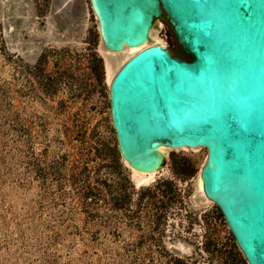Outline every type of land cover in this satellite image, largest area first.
Here are the masks:
<instances>
[{
  "label": "rangeland",
  "instance_id": "1",
  "mask_svg": "<svg viewBox=\"0 0 264 264\" xmlns=\"http://www.w3.org/2000/svg\"><path fill=\"white\" fill-rule=\"evenodd\" d=\"M59 6L0 0V264H247L216 205L194 198L205 148L169 150L139 185L123 161L94 160L97 141L116 147L105 62L122 55L107 54L89 0L68 3L72 22ZM151 43L180 53L165 19ZM183 158L190 177L174 172Z\"/></svg>",
  "mask_w": 264,
  "mask_h": 264
},
{
  "label": "water",
  "instance_id": "2",
  "mask_svg": "<svg viewBox=\"0 0 264 264\" xmlns=\"http://www.w3.org/2000/svg\"><path fill=\"white\" fill-rule=\"evenodd\" d=\"M70 1L58 0L57 9L68 22L78 13ZM89 4L109 56L144 45L163 19L180 52L151 43L111 78L109 114L122 161L159 172L169 150L205 148L197 205H216L246 263L264 264V0Z\"/></svg>",
  "mask_w": 264,
  "mask_h": 264
},
{
  "label": "trees",
  "instance_id": "3",
  "mask_svg": "<svg viewBox=\"0 0 264 264\" xmlns=\"http://www.w3.org/2000/svg\"><path fill=\"white\" fill-rule=\"evenodd\" d=\"M93 44L96 45L95 40H93ZM93 48H96V47H93ZM91 57H92L91 71H93L95 78L98 81H100L102 74H103L102 58L96 52H92ZM99 141H97V143L94 144V146H93V149L95 150L94 160H97V158L98 159L100 158L101 161H104V163H102V164L108 166L111 171H115L116 169L121 170L123 162H122L121 156L117 150V146L111 147L106 142H104V141L99 142ZM173 169L177 175L182 176L183 178L190 177L191 175H193V172H194V169H193L190 161L187 158L182 159V162L180 163L179 167H177L176 163H174ZM123 180L126 182V184L128 186L132 187V184L130 183L128 177H124ZM170 185H172V184H170ZM92 192H93V190H91V193ZM114 201L116 204L117 203L116 200H114ZM176 261H178L180 263V261L178 259H176Z\"/></svg>",
  "mask_w": 264,
  "mask_h": 264
},
{
  "label": "bare ground",
  "instance_id": "4",
  "mask_svg": "<svg viewBox=\"0 0 264 264\" xmlns=\"http://www.w3.org/2000/svg\"><path fill=\"white\" fill-rule=\"evenodd\" d=\"M65 2V1H63ZM159 22H156V26L153 28L152 32L150 33L149 35V40L148 42H146L144 45L140 46V47H136V48H128V47H125L124 48V51H123V54L120 58V60L118 61V64L116 65L115 69H113L111 67V59L109 57H106V68L108 70V79H109V82L111 80V78L113 77L114 73L117 71V69L128 59L130 58L132 55H134L136 52H138L139 50H141L142 48H144L145 46L149 45L151 40L153 39V36H154V32H155V28L157 27V24ZM107 54H108V51H107ZM183 149H187V148H183ZM198 149H201V148H194V149H191V150H198ZM161 151L165 154L166 150L164 148H161ZM131 169V168H130ZM132 171V179L135 181V183L137 185L141 184V183H147L149 182L150 180L153 179V177L156 175V173L158 171H154V172H149V173H145V172H139V171H136L134 169H131ZM196 188L198 191L201 190V179L198 175V178L196 180Z\"/></svg>",
  "mask_w": 264,
  "mask_h": 264
},
{
  "label": "flooded vegetation",
  "instance_id": "5",
  "mask_svg": "<svg viewBox=\"0 0 264 264\" xmlns=\"http://www.w3.org/2000/svg\"><path fill=\"white\" fill-rule=\"evenodd\" d=\"M169 50H170V52H171L173 55H177V54L175 53V51H173L172 48H169Z\"/></svg>",
  "mask_w": 264,
  "mask_h": 264
}]
</instances>
